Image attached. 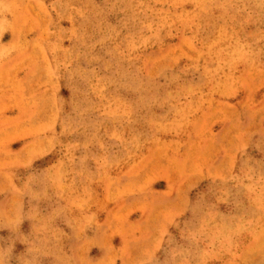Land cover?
Returning <instances> with one entry per match:
<instances>
[{"label": "rangeland", "instance_id": "rangeland-1", "mask_svg": "<svg viewBox=\"0 0 264 264\" xmlns=\"http://www.w3.org/2000/svg\"><path fill=\"white\" fill-rule=\"evenodd\" d=\"M0 264H264V0H0Z\"/></svg>", "mask_w": 264, "mask_h": 264}]
</instances>
